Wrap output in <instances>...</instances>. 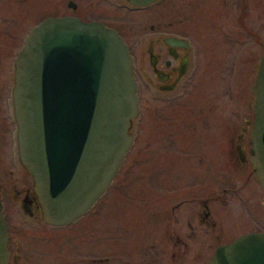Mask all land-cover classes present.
I'll return each instance as SVG.
<instances>
[{"label":"flooded vegetation","instance_id":"1","mask_svg":"<svg viewBox=\"0 0 264 264\" xmlns=\"http://www.w3.org/2000/svg\"><path fill=\"white\" fill-rule=\"evenodd\" d=\"M112 1L116 14L141 17L123 21L112 14L111 0H0L7 264H210L240 237L264 236V190L250 163L260 60L255 73L253 54L234 48L244 37L237 26L249 41L259 40L249 23L260 9L264 21V0H157L147 7ZM49 19L115 30L132 57L138 99L132 144L107 190L60 225L46 221L21 164L12 101L16 59L31 31ZM148 122L155 123L158 146L140 144ZM151 148L156 159L140 162ZM165 150L169 161L159 162Z\"/></svg>","mask_w":264,"mask_h":264},{"label":"water","instance_id":"2","mask_svg":"<svg viewBox=\"0 0 264 264\" xmlns=\"http://www.w3.org/2000/svg\"><path fill=\"white\" fill-rule=\"evenodd\" d=\"M252 94L250 163L264 190V44ZM12 101L20 161L46 221L69 223L107 190L132 144L138 99L128 47L101 23L46 20L16 59ZM1 210L0 203V264H7ZM210 264H264V236L240 237Z\"/></svg>","mask_w":264,"mask_h":264},{"label":"rangeland","instance_id":"3","mask_svg":"<svg viewBox=\"0 0 264 264\" xmlns=\"http://www.w3.org/2000/svg\"><path fill=\"white\" fill-rule=\"evenodd\" d=\"M111 11H112V14L113 15H118L116 14L117 11L114 10L113 8V1L111 0ZM163 12V11H162ZM168 12V10H167ZM260 12V15L258 18L254 19L253 20V23L250 24L249 23V28L254 31L257 35H258V38L259 40H248V38L245 37L244 33L241 31L240 27L237 26L236 29H237V34L238 35H242L244 37H240V39H238L239 41L237 43L234 44V48L238 49V50H241L244 52H249V53H252L253 54V58L255 59L254 63H255V73H256V66H257V63L259 62L260 58H261V46L260 44L261 43H264V21H263V17H262V9L259 10ZM161 13V12H160ZM141 16L139 14H136V13H132V14H128L127 12L126 13H121L119 18L122 19L123 21H127V22H130V21H135L136 19L140 18ZM146 17L145 15L142 17L144 18ZM131 27H134L130 24ZM136 29V28H135ZM133 30V31H136V30ZM227 48H229L227 45L225 46V44L223 43L222 45V50L225 51ZM243 55V54H242ZM247 57H243L241 55H239V57L237 58L238 61H241L242 63L246 64V61H247ZM151 99H154V96L151 95L150 97ZM161 121L163 120L164 122L167 121V118H161L160 119ZM152 121V120H151ZM162 121V122H163ZM166 124V123H164ZM165 129V128H164ZM166 130V129H165ZM156 132H157V128L155 127V123L153 122H148L146 127H145V131H144V134L142 135L141 139V145H149L150 147H155V146H158V144L156 143ZM148 135H152L151 137ZM164 135V134H163ZM139 144V145H140ZM149 152H152V154H149ZM134 154V151L132 153V155ZM145 156L142 157V159L140 160V162L142 163H150L151 161L155 160L156 159V154H155V151L151 148L150 150L147 151V153L144 154ZM159 156L162 157V159L159 161V162H168L169 161V158H168V153L165 151H160L158 153ZM163 178H170V175H164L162 176Z\"/></svg>","mask_w":264,"mask_h":264}]
</instances>
